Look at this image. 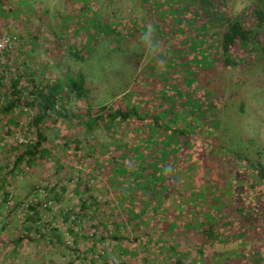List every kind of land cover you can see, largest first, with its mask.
Wrapping results in <instances>:
<instances>
[{"label":"trees","instance_id":"1","mask_svg":"<svg viewBox=\"0 0 264 264\" xmlns=\"http://www.w3.org/2000/svg\"><path fill=\"white\" fill-rule=\"evenodd\" d=\"M9 2L0 0V15L7 17V21L10 16L13 20L18 17ZM135 2V9L140 13L136 18L141 20V26L145 15L151 19L148 23V38L154 36V33L157 36V44L151 45L150 53L146 56L139 53L140 50L133 49L134 39L132 42L126 41L129 40V28L133 31V36L137 32L132 28L135 26L134 17L130 16L124 23L121 22V28L118 25L116 29L119 30H116L112 24L109 25L115 18L99 16V22L93 25L92 31L86 25L87 12L97 11V5L102 4L99 0H81L78 14L74 16L80 25L73 34L78 41H72L68 44L69 48L63 50L81 63L75 74L65 73L64 82L49 79L46 76L47 69L33 70L26 60L24 69L19 71L15 64L20 50L18 42L17 47L5 55V63L0 61V170L3 172L0 176V191H3L1 200L8 201L9 195L5 192L4 185L8 177L25 175L42 161L54 159V147L48 141L45 129L56 134L54 130L59 124L75 119L78 126L83 125L89 131L100 130L99 135L107 136L110 141L100 146L94 142L89 143L88 140L85 141L86 146H82L79 140H74L73 143L64 141L61 142L62 149L58 153L60 156L68 155L70 161L80 165L92 161L89 163L90 169L106 178L114 189V195L104 203L88 196L77 212L66 210L63 219L70 234L75 233L74 227L69 225L70 221L85 222L92 220L95 215L99 217L100 223L94 224V228H101L96 234L100 235L103 242L107 238L120 242L117 247L121 248L124 255H129L125 264H136L135 259L140 252L146 261L143 264L149 261L151 264H264V195L251 189L254 183L249 184L250 189L239 192L243 194L242 197L231 195L227 199L224 194L229 193L225 191L230 188L228 183H218L222 180L217 177L219 175L209 177L204 173V167L200 168L201 176L212 189L209 190L211 195L208 193L205 196L206 202L198 200L194 204L195 208L192 209L197 210L194 221H190L189 210L184 209L185 205L192 207L187 197L183 199L172 189L173 182L178 180L177 172L181 165L188 159L196 160L193 158L195 148L198 155L205 157L209 151L207 148L210 149L206 158L212 166H216L217 159L220 160L222 154H226L206 138L203 140L207 141V146H199L198 132L194 136L190 133L196 129L188 130L185 111L177 106L181 103L183 107L190 108L191 100L203 99L207 84L208 88H211V84L226 85L235 79H241V76L255 74L250 71V67L256 64L259 68V64L264 63V0H253L236 15L231 11L230 0ZM35 14L41 18L39 14ZM71 28L74 31L76 26ZM51 33L60 41L64 37V32L59 36L54 31ZM1 35L17 41L22 39L2 30V27ZM106 39H113L115 45L103 49L100 55H121L125 61L140 66V75L137 76L139 90L135 89L132 95L125 93L109 104L92 106L89 76L82 69L90 54L89 49ZM29 43L30 50H33L32 41ZM132 45L133 48L127 47ZM46 52L48 55L51 53L48 50ZM161 53L164 56L158 58L157 55ZM57 65L59 60L55 62V66ZM207 90L205 89V93ZM162 92L163 95L160 94ZM212 94L206 98L209 103L204 110L201 101H195L197 110H190L196 114L198 111L206 113L207 118L212 117L213 121L211 118L208 120L210 125L219 120L215 117L216 111L221 109V103H226L225 91L221 92L225 96L221 99L220 93L215 94L216 97ZM213 99L218 102L214 109L210 104ZM68 102L74 104V109L67 106ZM74 110L76 113L72 112ZM15 112L24 115L23 127L21 122L18 125ZM130 131L134 134L129 135V139H124L123 135ZM211 132L212 126L207 134ZM14 134V143L6 142L7 136ZM229 159L232 161L235 156H230ZM61 161L63 159L56 163L63 172L65 164ZM234 163L237 167L230 165L231 162L227 163V167L237 169L240 166L246 175H257L258 182H264V165L259 160L252 161L247 156L237 154ZM79 187L85 191L90 188L88 181L76 185L75 192H78ZM31 190L23 199V203H26L25 218L22 221L24 232L8 241L13 258H8V255L7 258L4 257L7 264L13 263L23 243L29 246L32 244L35 250H39L45 247V240L49 243L60 242V237L58 239L56 234L57 227L53 225V221L42 222V214L44 208L47 209L53 202L60 200L64 186L59 180L53 184L45 182ZM32 192H37L38 195L29 201L27 198ZM244 200L246 205L242 203ZM169 201L173 203L170 204ZM249 201L252 202L249 204ZM220 202L221 207L216 208ZM179 216L185 220L180 222L179 219L176 222ZM187 216H190L188 220ZM185 222L187 226L184 225ZM39 227H43V231L38 234V238H32L31 232ZM128 231H132L133 238ZM94 236L95 234L92 235ZM85 238L89 239L90 235ZM130 241L137 247H126L125 244ZM93 251L92 246L87 251L89 254L84 257L89 262L95 257ZM73 252L82 253L78 248ZM99 252L102 254L98 255L104 258V251ZM214 257L217 259L214 260ZM95 264L111 262L95 261Z\"/></svg>","mask_w":264,"mask_h":264},{"label":"rangeland","instance_id":"2","mask_svg":"<svg viewBox=\"0 0 264 264\" xmlns=\"http://www.w3.org/2000/svg\"><path fill=\"white\" fill-rule=\"evenodd\" d=\"M7 1H10L9 3L13 5L14 12L18 17L13 20V17L10 16L7 21V17H2L0 15V27H2V30H7L8 33L16 36L18 35L22 38L18 41L20 50L17 53L18 58L16 56L17 60H15V64L18 65L19 71L24 69V61L26 60L28 65H32L33 70L39 71L44 69L46 71L47 69L46 76L49 79H60L64 82L66 77L65 73L75 74L79 70L81 63L71 58V56H68L67 54L69 53H64L63 50L69 48L68 44H71L72 41H78L77 36L74 37L73 34L77 32V28L80 27V25L77 22L78 19L74 18V16L78 14V5L81 4V0ZM135 1H138V4L140 2V0H99L102 6L97 5V11L89 10L87 12L85 18L86 25L93 31V25L99 22V16L106 15L107 19L115 18L109 25L112 24L116 29L118 25L120 26L119 28H121V22L124 23L130 16L134 17L135 26H132V28L137 32L133 36V31L129 28V34L127 36L129 40L126 41L128 43L132 42L134 39L135 42L133 44L135 46L134 48L133 45L127 47L140 50L138 52L144 53V56H146L150 53L149 48L152 47L151 45L153 43L157 44V36L154 33V36L152 35L150 39L148 38L147 30L150 29L148 23L151 22V19L147 18L145 15L143 18V26H141V20L139 18V20H137L136 18L140 13L138 12L139 10L135 9ZM252 1L253 0H230L232 13L234 15L238 14ZM88 2H90V0H88ZM144 7L145 6H143V8ZM37 8L39 11H37ZM35 13L39 14L41 18ZM6 21L8 23H5ZM104 22H106V20H104ZM73 25L74 27L76 26L74 31L73 28H71ZM119 28L116 30H119ZM53 31L57 36L64 32V37L61 38V41L60 39L57 40L58 38L56 36L54 37V35H52L51 32ZM30 40L32 41L31 47L33 50H30ZM107 40L108 39L94 45L91 50L87 47L90 54L84 61L85 67H83L82 70L89 76L88 84L92 89L90 94L92 106L109 104L125 93L132 95L135 89L139 90L137 76L140 75V66H137L134 62L125 61L124 57L121 55L119 57L117 54L100 55L103 49H108L115 45L113 39L112 41ZM47 50L51 52L49 55L46 52ZM162 56H164V53L157 55L158 58ZM12 57L14 58L15 54ZM53 58H56V60ZM58 60L59 65L55 66V62ZM250 71L255 74L245 77L241 76V79H235L226 85L223 83L211 84V88H208V84L205 85L203 92L205 97H203V99L198 98V101H201L200 103L203 104V110L209 103L206 98L213 92H215V94H221L222 91H225L226 93L225 105L221 103V109H218L215 114V117L219 120H215L216 123L213 122L212 125L209 124L208 120L211 118L213 121V118H207L206 113L202 114V112L198 111L196 114L190 111L191 109L197 110L195 105V101L198 103L197 100H191V104L189 103L190 108L183 107L181 103L177 106L185 111V125L188 126V130H197L190 133L194 136V134L198 132L197 140L199 146L203 147L205 145L204 148L207 146V141L203 140L206 138L211 141V144L216 145L219 150H224L226 153L222 154L223 156L220 160L217 159L218 161L215 163L216 166H212V164H209L208 158H206L210 149L207 148L209 151L205 157L198 155L195 148V155H193V158L196 160L188 159L181 165V168L178 169V180L173 182L172 189H174L173 191L175 194L181 195L183 199L187 197L189 204L192 205L191 208H189V205L184 206V209L189 210L191 213V218L187 216V220L190 218V221H192L195 218L194 216H196L197 210L192 209L195 208L194 204L197 203L198 200L206 202L205 196L209 193V190L212 189L201 176L199 169L202 167H204V173H207L209 177L219 175L217 177L222 178V180L218 183H228L230 188L225 191L229 193L224 194L227 199L231 197V195H239L242 197L243 194H239V192H242L246 188L250 189L249 184L252 183H254V187L251 189H255V193L257 194L264 195V182H258L257 175L255 177L246 175L240 166L237 169L227 167V163L230 162V165L237 167L236 163H234L236 162L237 154L247 156L252 161L259 160L264 165V63L259 64V68L258 65L253 64L250 67ZM185 72H187V70ZM36 75H39V73ZM205 89L207 90L206 93ZM160 94L163 95V92ZM215 94H212V96H215ZM143 96L145 97L144 94ZM166 96L171 95L166 94ZM222 97L223 94L219 95L220 99ZM163 104L166 105V103ZM210 104H212L211 106H213V109L218 106L216 99H213ZM67 106L74 109V104L72 102H68ZM72 112L76 113L75 110ZM15 115L18 125H20L19 123L21 122V124H23L21 126L23 127L25 124L24 115L17 112H15ZM5 123L6 121L4 124ZM195 124L199 127H196ZM211 126L212 132L211 134H207ZM54 131L57 133L55 134L45 129L47 139L51 146L54 147L52 149L54 159L42 161V163H39L30 171L26 172L25 175L18 174L8 177L4 182L5 192L9 195L8 201L4 199L3 201L1 200L3 191H0V242H2V244L0 243V264H7V262L3 260L4 257L7 258V255L8 258H13L11 254L12 247L8 245V243L24 232L22 231V221H24L25 218L26 211H24V209L26 206L24 205L26 203H23V199L27 197L32 187L40 186L45 184V182L53 184L59 180L64 186V190H62L60 194V200L53 202L49 208H44L42 222L53 221V225L58 229L56 234L58 235V239L60 237V242L55 243L54 241L53 243H49L45 240V247L39 250H35L32 244L29 246L23 243L17 255L13 252L15 258L11 264H95V261L97 263L109 261L111 264H125L128 261L127 257H129V255H124L121 252V248L117 247L120 242H115L111 238H107L103 242L100 239V235L96 234L101 230V228H96L98 226L94 228V224L100 221L98 216L95 217L94 215L92 216V220H87L85 222L77 221L73 223V221H70L69 225L74 227V234H70L66 230L67 225L64 224L65 222L63 219V214L66 210H71L73 213L77 212L82 202L87 201L86 199L88 196L95 197L100 200L101 203H104L107 198L113 197L114 189L106 178L101 174L94 173L90 169L89 163H92V161L85 165H80L77 162L70 161V158L67 157L68 155L60 156L58 152L62 149L61 142L69 141L73 143L74 140H79L82 146H86L85 141L88 140L89 143L94 142L100 146L103 143H108L110 139L107 136H100V130L95 129L94 131H89L86 130L83 125L78 126L75 119L68 120V122L64 124H59ZM133 134L134 132L130 131L129 134L123 135V138L129 139V135L131 136ZM14 138L15 134L8 135L6 142L11 141V143H14ZM6 142H4V144H6ZM230 156H235V159L231 161L229 159ZM62 159L63 161L61 162L65 164V170L63 172L59 170L56 163L57 160ZM190 165H193V167H190ZM2 174L3 172L0 170V176H2ZM86 174L88 176L90 175V177H87ZM84 181H88L90 188L85 191L82 187H79L78 192H75V186ZM42 194L40 195L41 197ZM35 195H38L37 192H32V195H29L27 200L30 201V199H34ZM208 195L211 194L209 193ZM233 198L235 197L233 196ZM251 202L252 201H249V204ZM169 203L171 204L173 201H169ZM242 203L246 205L247 202L244 200ZM217 207H221V202L219 205H216V208ZM179 219L180 222L181 220H185L179 216L176 222H178ZM3 221L5 222L4 224ZM194 224L196 223L194 222ZM184 225L187 226V222H185ZM42 231L43 227H39L35 232H31V237L38 238V234ZM128 232L133 238L134 235L132 231ZM187 233L188 231H186L185 234ZM94 234L95 236L92 237ZM86 235H90V238L86 239ZM168 237H170V235H168ZM92 246L94 247L93 255H95V257L89 262V260L84 257L89 254L87 251H89ZM125 246L133 247L136 245H134V242L130 241L126 243ZM76 248L80 249L82 253L73 252ZM123 249H125V247H123ZM99 251H104V258L98 255L102 254ZM213 259L215 260L217 258L214 257ZM135 262L136 264H143L146 262L144 261L142 252L138 254ZM147 264H151V262L149 261Z\"/></svg>","mask_w":264,"mask_h":264},{"label":"built area","instance_id":"3","mask_svg":"<svg viewBox=\"0 0 264 264\" xmlns=\"http://www.w3.org/2000/svg\"><path fill=\"white\" fill-rule=\"evenodd\" d=\"M17 42L15 38H10L7 35L0 36V61L2 64L5 63V55L17 47Z\"/></svg>","mask_w":264,"mask_h":264},{"label":"crops","instance_id":"4","mask_svg":"<svg viewBox=\"0 0 264 264\" xmlns=\"http://www.w3.org/2000/svg\"><path fill=\"white\" fill-rule=\"evenodd\" d=\"M16 56L18 57V54Z\"/></svg>","mask_w":264,"mask_h":264}]
</instances>
